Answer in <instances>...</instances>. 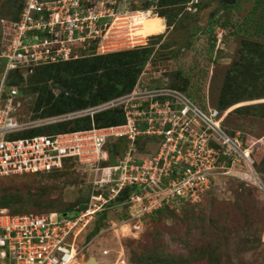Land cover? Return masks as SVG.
<instances>
[{
  "label": "built area",
  "instance_id": "obj_1",
  "mask_svg": "<svg viewBox=\"0 0 264 264\" xmlns=\"http://www.w3.org/2000/svg\"><path fill=\"white\" fill-rule=\"evenodd\" d=\"M158 1L25 0L17 20L0 23V38L5 35L0 52L4 61L0 79V177L50 172L62 169L68 160L95 173L90 200L76 215L12 214L1 208L0 264H83L78 258L86 244L79 237L127 185L158 187L131 196V218L152 213L166 199L199 201L197 198L213 190L214 185L229 187L231 178L264 193V179L251 160L255 149L264 148V138L243 142L240 131L232 135L223 126L226 111L220 112L208 102L204 108L165 82L152 85L150 79H143L145 72L131 92L74 112L93 118L97 112L121 106L124 123L98 126L93 121L88 129L15 136L32 125L18 119L21 100L18 88L9 82L12 71L27 72L35 65L77 59L93 48L103 53L108 37L120 35L122 39L125 28L130 34L137 30L136 21L142 15H158ZM145 2L149 5L141 7ZM144 135H155L159 142L153 151L140 154L135 141ZM118 137L131 140L128 150L118 164L103 166L108 158L107 142Z\"/></svg>",
  "mask_w": 264,
  "mask_h": 264
},
{
  "label": "rangeland",
  "instance_id": "obj_2",
  "mask_svg": "<svg viewBox=\"0 0 264 264\" xmlns=\"http://www.w3.org/2000/svg\"><path fill=\"white\" fill-rule=\"evenodd\" d=\"M11 1L0 0V23L12 20ZM260 1L261 3H258ZM260 1L201 0V7L198 10L195 4L187 3L185 10L182 9L180 16L169 28L167 16L156 24V30L151 26V19H143L144 21L142 20L135 30V34H130L127 27L125 28L127 30L124 29L125 35L121 36L122 39L120 35L108 37V41H104V49H101V52L109 53L131 49L137 45L144 46V43L150 42L147 36H150L152 32H155L153 35L163 34L161 41L163 44L169 43L172 46L175 56L160 63L158 68L151 65V62L148 63L144 69L143 79L145 81L151 78L157 79L155 82L163 85L164 78H167L164 73L169 74L182 69L183 77L197 88L200 97L207 95L211 100L207 102L214 104L236 62L241 65L247 64L246 68L239 67L240 80L244 83L255 81L257 88L261 84L264 86L262 75L264 62L260 63L262 60L258 58L244 57V43L247 40L262 44L264 47V0ZM213 10L214 13H212ZM192 13L195 15H191ZM196 20L198 24L204 26V33L203 31L191 32L192 24ZM161 21L167 25L165 31L166 27L161 26ZM208 22L214 26L212 31L217 39L212 53L209 51L210 33L206 32L205 26ZM222 22H226L227 25L221 26ZM116 28L117 26H114L113 31ZM4 37L5 35L0 38L2 49L5 46ZM143 37L147 38L143 39ZM219 37L222 38L221 42ZM120 40L123 42L120 43ZM136 40L139 43L136 44ZM2 62L0 58V65ZM51 86L58 94L60 89L52 84ZM37 97V93H21V105L17 114L20 122L32 127H44L79 117L74 114L77 111L35 117L34 107ZM252 103H264V98L243 101L230 106L225 111L229 113L240 105ZM202 107L205 108L206 103ZM226 123L252 134L250 141L257 139L253 136L264 138V114L262 113L259 115L251 113L245 116L231 114L227 116ZM213 140L220 142L216 140V137ZM154 148V144L148 145L147 152L151 149L153 151ZM75 168L73 173L57 180L34 176L0 180V190L7 188L8 194L11 193L16 198V201L10 202L9 207L6 208L18 214H44L49 213L46 208L49 201L56 202L57 209H62L78 195L85 196L95 173L79 165ZM257 171L264 179V171L260 169ZM214 186L212 190L214 196L203 192L202 194L206 196L201 195L197 198L201 203L193 209L194 217L184 220L174 216L165 217L156 222H152L149 217L143 218L144 216L128 219L122 216L126 211L123 206L109 208L99 227L96 216L79 237V240L86 245L82 255L79 254L78 261L87 264L91 256H96L102 264H136V261L149 264L148 258L151 252L155 253L150 250L157 244L154 240L155 236L161 232L162 241L167 243L166 249L179 257L177 258L179 264H264V193L259 192L252 185H240L239 182H234L230 188ZM29 189L32 190L30 193L33 196L28 192ZM40 189L47 190V193H41L43 197L40 194L36 195ZM48 192L51 193L48 194ZM39 199L46 204L36 206L35 202H39ZM105 251L107 253H104ZM211 257L215 258L214 262L209 260Z\"/></svg>",
  "mask_w": 264,
  "mask_h": 264
},
{
  "label": "trees",
  "instance_id": "obj_3",
  "mask_svg": "<svg viewBox=\"0 0 264 264\" xmlns=\"http://www.w3.org/2000/svg\"><path fill=\"white\" fill-rule=\"evenodd\" d=\"M24 1L25 0H16V3H14V0L11 1V21H15L19 18ZM189 1L190 0L158 1L157 13L161 17L167 16L168 28L180 16L182 9L185 10ZM200 1L201 0L195 4L197 10L201 7ZM258 3H261V1ZM148 5L149 2H145L141 5V7L146 8ZM195 13L197 14V12ZM195 13H192L191 15H195ZM212 13H214V10ZM161 20L163 21L164 18ZM162 21L160 23L161 26L166 27ZM220 25L225 27L227 23L222 22ZM205 26L207 27L206 32L210 33L209 40L211 43L209 51L212 53L217 41L216 36L212 31L214 26L211 25L210 22L206 23ZM192 28L191 32L193 33L203 31L204 26L200 25V23L198 24L196 20L195 23L192 24ZM202 33H204V31ZM162 37L163 34L151 35L149 37L150 42L148 44L144 46H135L131 49L117 50L109 53H97L93 48V50L85 52L83 56L77 59L35 65L31 71L27 72L15 70L11 72L9 82L10 85H14L18 88L19 96L21 93L25 92L38 94L34 107V111L36 112L35 117H47L66 112L80 111L131 92L142 78V74L144 73V69L148 63L150 64L151 62V65L153 64L154 67L158 68L160 67V63H163L165 60L167 61L169 57L175 56L172 46L169 43L163 44L161 41ZM244 44L245 58H258L262 60L260 63L264 62V47L262 44L248 40ZM1 50L2 48L0 47V52ZM240 66L246 68L247 64L243 63L241 65V63L237 64V62L234 64L221 89L218 100L214 104H211L217 107L220 112H224L230 106L243 101L264 98V86H262V84L257 88V83L255 81L244 83V81L240 80ZM0 71L1 79L4 71V61L0 65ZM164 74L167 77L164 78L166 85L182 90L199 105L204 106L207 101H211L207 95H201L200 97L199 91L196 90L197 88L191 85L187 78L183 77L184 75L182 69H179L177 72L172 71L169 74ZM262 75L264 77V72ZM155 80L157 79L151 78L149 83L159 86L160 84L155 82ZM51 84L60 89L58 94L54 92ZM261 89L263 91H261ZM263 106L264 103L240 105L235 108L234 111L227 113L223 120V126L232 135H234L237 131H240L242 141L247 142L250 137H252V134L234 128L232 125H228L226 123V118L231 114H237L239 116H245L251 113H255L257 115L260 113L264 114ZM125 120L126 117L123 107L118 106L97 112L93 118L90 115H83L46 125L44 127L28 128L18 132L15 136L22 137L42 133H59L88 129L93 125V121L98 126L117 125L124 123ZM235 125H238L237 122H235ZM253 137L258 138L261 136ZM130 141L131 140L126 137L110 138L106 145L108 158L102 162V165L109 166L118 164L119 160L123 158L125 152L128 150ZM158 142L159 138L155 135H144L139 136L136 139L135 145L140 154H145L147 152L148 145L154 144L157 146ZM251 160L257 170L260 169L264 171V148L262 146L254 150L251 154ZM75 166L76 164L74 161L68 160L65 162L62 169H56L50 172L14 174L0 177V180L23 176H34L36 178H48L53 180L63 179L67 174L74 172V169H76ZM234 182H239L240 185H249L245 182L231 178L228 181L229 188L234 184ZM91 185L92 184L90 183V189L86 191L85 196L81 197L78 195L77 198L73 199L69 205H66L62 209H57L56 202L53 203L49 201L48 207H46L49 210L48 212H58L60 214L67 213L68 215L78 214L81 210L86 208L90 200ZM156 189H158L157 186H151L149 184L142 187L137 185H127L123 187L122 190L114 198L109 200L106 206L98 212L97 218L99 220V224L97 226L99 227L111 207L123 206L126 211L122 216L131 219V196L136 192H144L147 190L155 191ZM15 190L21 191L19 188H15ZM28 192L30 193L32 190L29 189ZM41 193L45 194L47 193V190L40 189L39 193L36 195L40 194L43 197V194ZM50 193L48 192V194ZM104 193L109 195L107 189H105ZM207 194L214 196L212 190L207 191L206 195ZM30 195L33 196L31 193ZM13 201H16L14 195L11 193L8 194L7 188H2L0 190V209L9 207V203ZM200 203L201 202L199 201H192L191 199L185 197L166 199L163 200L159 208L154 210L152 213L145 214L143 218L149 217L152 222L159 221L160 219L169 216L180 217V219L183 218L182 220L186 218H193V209ZM35 204L36 206H43V204L46 203L39 199V202H35ZM10 212L12 214H18L12 211ZM154 240L157 241V244L156 247L150 250V252L155 251V253L151 252L152 254H150L148 258L149 264H179V261H177V258L179 257H176L166 249L167 243L162 241L161 232H159V234L157 233ZM142 256H144V254H142ZM142 256L141 261L143 259ZM209 260L214 262L215 258L211 257ZM143 263L144 261L142 264ZM136 264L141 263L136 261Z\"/></svg>",
  "mask_w": 264,
  "mask_h": 264
},
{
  "label": "bare ground",
  "instance_id": "obj_4",
  "mask_svg": "<svg viewBox=\"0 0 264 264\" xmlns=\"http://www.w3.org/2000/svg\"><path fill=\"white\" fill-rule=\"evenodd\" d=\"M163 17H161V16H158V15H150V16H148V15H142L140 18H138V20L136 21V24L137 25H139L140 26V24H141V22H142V20L143 19H151L152 20V24H151V26L153 27V29L154 30H156V24L162 19ZM154 23V24H153ZM153 30V31H154ZM136 32V31H135ZM135 32H134V34H135ZM155 32H152V34H150V36L151 35H153ZM125 35V34H124ZM132 36V35H131ZM137 36V35H136ZM133 37V36H132ZM134 37H135V35H134ZM140 38H142V37H140ZM145 37H143V39H144ZM140 40V39H139ZM138 40V41H139ZM141 42V41H140ZM83 253V252H82ZM82 255V254H81Z\"/></svg>",
  "mask_w": 264,
  "mask_h": 264
},
{
  "label": "water",
  "instance_id": "obj_5",
  "mask_svg": "<svg viewBox=\"0 0 264 264\" xmlns=\"http://www.w3.org/2000/svg\"><path fill=\"white\" fill-rule=\"evenodd\" d=\"M233 2L235 0H232ZM26 70L25 69H20V72H25ZM67 213H65L64 215H66ZM87 264H102L98 258L96 256H91L88 261H87Z\"/></svg>",
  "mask_w": 264,
  "mask_h": 264
},
{
  "label": "crops",
  "instance_id": "obj_6",
  "mask_svg": "<svg viewBox=\"0 0 264 264\" xmlns=\"http://www.w3.org/2000/svg\"><path fill=\"white\" fill-rule=\"evenodd\" d=\"M144 20H145V19H144ZM144 20H143V21H144ZM148 25H149V24H148ZM164 25L166 26V28L164 29V31H165V30L167 29V25H166V24H164ZM147 27H148V26H147ZM148 28H149V27H148ZM164 31H163V32H164ZM163 32H162V33H163ZM98 259H99V258H98ZM99 261H100V260H99Z\"/></svg>",
  "mask_w": 264,
  "mask_h": 264
},
{
  "label": "clouds",
  "instance_id": "obj_7",
  "mask_svg": "<svg viewBox=\"0 0 264 264\" xmlns=\"http://www.w3.org/2000/svg\"><path fill=\"white\" fill-rule=\"evenodd\" d=\"M159 16V15H158Z\"/></svg>",
  "mask_w": 264,
  "mask_h": 264
},
{
  "label": "flooded vegetation",
  "instance_id": "obj_8",
  "mask_svg": "<svg viewBox=\"0 0 264 264\" xmlns=\"http://www.w3.org/2000/svg\"><path fill=\"white\" fill-rule=\"evenodd\" d=\"M232 1V0H231Z\"/></svg>",
  "mask_w": 264,
  "mask_h": 264
}]
</instances>
